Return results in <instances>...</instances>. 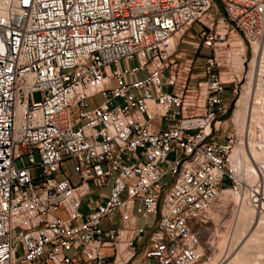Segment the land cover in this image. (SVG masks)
I'll return each mask as SVG.
<instances>
[{"label": "built area", "instance_id": "1", "mask_svg": "<svg viewBox=\"0 0 264 264\" xmlns=\"http://www.w3.org/2000/svg\"><path fill=\"white\" fill-rule=\"evenodd\" d=\"M218 1L246 42L264 37V0ZM213 6L0 0L14 8L0 25V264L198 261L210 207L240 181L231 133L216 137L229 112L219 63L206 56L197 88L179 83L173 36L211 29Z\"/></svg>", "mask_w": 264, "mask_h": 264}, {"label": "rangeland", "instance_id": "2", "mask_svg": "<svg viewBox=\"0 0 264 264\" xmlns=\"http://www.w3.org/2000/svg\"><path fill=\"white\" fill-rule=\"evenodd\" d=\"M217 7H219L220 11L215 12V6H213L204 17V20L208 23L211 21L210 17L214 18V24L211 29L208 27H205L206 29L203 28L204 26L196 21L195 24L193 23L194 25L189 26L182 33L180 32L181 37L178 41L175 40V42H177L176 53L181 54V57H177L178 79L180 81L179 83L186 80L188 86H194L197 88L196 81L200 78L202 65L206 56L214 55L216 57L219 63L218 67L221 76L226 82L224 99L226 103H229V112L223 116V120L220 123V129L216 132V137L217 139L223 140L224 134L226 131H229L234 143V153L239 148V145L244 143L243 147L245 152L249 157V161L251 160L250 162L252 163L253 169H256L258 176L256 175L254 179L247 178L248 180L246 179V176H243V180L240 181L239 185L235 188L223 191L220 197L212 204L208 211L209 218L200 228V238L202 241V254L200 258H203L197 264H210L211 262L218 264L222 259L223 261L228 259L231 260L233 256L236 255V252H238L237 250H239H236L239 241L236 240L235 233L243 198H245L248 193L252 198H258L260 195H264V174L261 176L262 173L259 168V164L261 161L264 162V158H262L263 160L261 159L258 161L251 150V146L257 141L256 139L259 140V126L253 125L252 127V122H250V120L252 121V118L250 117L251 119H247L248 126H246V129L243 131V138L239 130L242 118L239 120L237 116V112L242 106L239 101L243 95L244 85L248 83L251 63L255 54L252 45L246 42L241 35L232 28L223 9L219 5ZM211 33H216L217 35L214 41L212 40L211 44H209V35ZM261 41L264 43V37ZM137 63V60H130L128 62L121 60L120 66H132ZM189 64L190 70H187ZM114 67L115 65L113 64L112 68ZM255 83L257 84V79H255ZM32 97L34 100H38L40 98L39 92H33ZM100 101L101 95L95 94L92 99V104L96 102L99 103ZM251 129L252 133L254 132V135L252 134L253 136L250 139L249 134ZM250 141H252V145L250 144ZM171 157L172 154L169 155V158ZM34 158L36 160L38 159L36 154H34ZM66 166L68 170L72 172L73 160H67ZM72 177L73 180H75L74 174H72ZM167 179L168 176L164 177L163 180L165 181ZM256 189H259L260 193H257ZM258 202L259 201L256 200L254 201V204ZM257 205L256 209H260ZM261 210L256 213V220L254 219L255 223H253L255 226L251 230V233L253 230L260 227L259 224H261L260 218L262 215ZM81 211L86 212V208L82 206ZM263 228L264 226L260 227V230ZM235 250L236 252L234 253ZM254 256L260 257L261 260L264 261V241L262 242L261 247L255 250Z\"/></svg>", "mask_w": 264, "mask_h": 264}, {"label": "bare ground", "instance_id": "3", "mask_svg": "<svg viewBox=\"0 0 264 264\" xmlns=\"http://www.w3.org/2000/svg\"><path fill=\"white\" fill-rule=\"evenodd\" d=\"M6 1L10 3H21L22 2V0H6ZM17 12H26V5H17ZM12 15H14V8H0V25L10 26ZM176 35L177 34L173 36V42H175L176 40ZM7 40H8V33H0V41H7ZM251 45L254 50L255 56L251 63V71L248 77L249 78L248 83L244 85L243 95L239 101V103H241L242 106L240 110L237 112V116L239 120L240 118H242L241 119L242 123L241 121H240L241 124L238 123L240 124L239 130L242 136L244 133L243 132L244 129H246V126H248L247 119L249 120L250 117L252 118V121L250 120V122H252V127L253 125L259 126V131H260L259 140L256 139L257 143L255 142V144L251 146V150H252L254 157H256V159H258L259 161L262 158H264V91H263L264 89V64H263L264 43H262L261 40H258V41H253ZM255 79H257V84L255 83ZM252 134L254 135V132L252 133V129H251L250 134H249L250 139L253 136ZM252 141H250V144ZM243 144L239 145V148L236 150L235 153H234L235 149H233L232 166L234 168V175L237 177L239 181L243 180V176H246V179L247 178L254 179L257 175V171L255 168L253 169L252 163L250 162L251 160L249 161L248 159L249 157L247 153L245 152ZM259 165H260L259 168L262 173L261 176H263L264 162L261 161ZM227 190L228 189H225L224 191H227ZM259 191H260L259 189H256L257 193H260ZM263 199H264V195H260L258 198H252L249 193L246 194L245 198H243L242 206L240 209V214L238 216V222L236 225V233H235L236 240L239 241L238 247H236V250L237 249L239 250H237L238 252H236V250L234 251V253L236 252V255L233 256L231 260L228 259L226 261H223L222 259L218 264H264V261L261 260L260 257L254 256L255 250L260 248L262 242L264 241V228L260 230V227L264 226L263 225L264 224V212H263L264 211V201ZM256 200L259 202L254 204V201ZM260 202L262 203L259 204ZM256 205L259 206L260 209H256L257 208ZM259 210L262 211L261 212L262 215L260 218L261 222L258 221L261 223L259 224L260 227L259 225H258L259 228H257L256 226L257 229L253 230V232L251 233V230L255 226L253 223H255L254 219H255L256 213L257 211L259 212ZM202 258H199L195 264H197ZM210 264H214V263L211 262Z\"/></svg>", "mask_w": 264, "mask_h": 264}, {"label": "crops", "instance_id": "4", "mask_svg": "<svg viewBox=\"0 0 264 264\" xmlns=\"http://www.w3.org/2000/svg\"><path fill=\"white\" fill-rule=\"evenodd\" d=\"M218 5H219L220 7H222L221 4H220V2H219L218 0H216V6H218ZM193 23L195 24V22H193ZM193 23L190 24V26H191V25H194ZM188 27H189V26H188ZM181 33H182V32H181ZM181 33H177V35H176V40H177V41H178V39L181 37ZM176 43H177V42H175V45H176Z\"/></svg>", "mask_w": 264, "mask_h": 264}]
</instances>
